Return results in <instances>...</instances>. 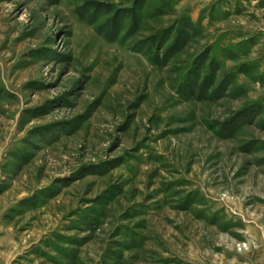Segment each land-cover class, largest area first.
<instances>
[{
    "label": "rangeland",
    "instance_id": "rangeland-1",
    "mask_svg": "<svg viewBox=\"0 0 264 264\" xmlns=\"http://www.w3.org/2000/svg\"><path fill=\"white\" fill-rule=\"evenodd\" d=\"M0 264H264V0H0Z\"/></svg>",
    "mask_w": 264,
    "mask_h": 264
}]
</instances>
